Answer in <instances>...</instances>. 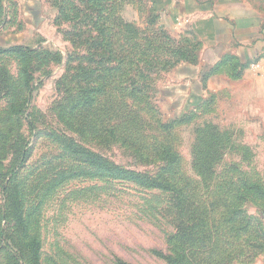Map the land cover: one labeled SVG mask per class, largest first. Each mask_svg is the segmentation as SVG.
I'll return each instance as SVG.
<instances>
[{
    "label": "rangeland",
    "instance_id": "obj_1",
    "mask_svg": "<svg viewBox=\"0 0 264 264\" xmlns=\"http://www.w3.org/2000/svg\"><path fill=\"white\" fill-rule=\"evenodd\" d=\"M97 2L98 9L94 8V0L91 9L90 0H79L83 14L81 9L68 8L59 23L58 10L51 0H11L6 5L7 22L0 29L1 49L24 46L38 52L49 51L55 54L53 58L62 60L58 63L52 58L45 66L36 57L29 61L35 72V87L28 93L23 119L16 120L12 129L4 125L10 103L20 104L25 96L21 93V99L16 101H0L3 135L0 171L5 174L12 170L21 160L17 150L21 144H28L29 154L16 178L26 190L29 235L38 237L42 243L43 264H168L155 254L172 255L174 248L167 243V237L176 233L168 212V195L129 182L102 178L94 171V178L72 179L48 192L39 183L40 176L52 175V167L58 164H76L68 158L58 138L74 140L110 163L150 176H158L163 165L150 154H138L136 149L146 154L147 149L159 142L173 143L181 157V175L202 182L199 197L208 200L210 189L195 169L200 162L195 161L196 156L204 155L197 154L200 145L196 139L199 128L214 125L224 145L222 159L212 163L217 167L216 175L212 176L214 182L245 178L264 183V74L252 72L249 66L241 78L230 81L224 76L215 77L210 80L209 88L216 93L209 91L208 102L195 106L197 102L190 96L202 95L201 78L208 68L186 70L178 75L174 73L178 66L151 75L149 92L142 89L141 94L130 97L132 90L127 78L130 74L124 75V80L114 81L112 72L90 64L93 41L96 38L98 42L107 41L114 36L115 53L121 55L125 50L128 53L137 50L138 46L145 48L148 42L157 44L161 37L157 32L163 31L177 40L187 38V33L183 26L171 20L162 0ZM106 47L94 52V55L99 53L104 63L109 56ZM107 64L104 66L117 68L116 61ZM0 65H6L18 76L15 57L0 55ZM96 69L97 73H91ZM207 83L203 85L206 87ZM105 84H108L107 89L104 87L106 96L100 98L99 106L90 116L86 111H77L78 117L93 122L86 128L87 134L80 126L62 121L64 110L71 112L76 102L87 99L95 87ZM118 86L122 89L116 90ZM156 120L169 125L175 121V124L173 129L162 131L156 127ZM109 128H114L121 140L107 138L104 130ZM123 141L131 146H125ZM231 166L237 170H231ZM77 167L80 168V163ZM207 186L214 188L213 184ZM247 211L263 220L260 209L254 205H248ZM1 226L14 235L10 222H3ZM207 232L211 229L207 228ZM0 259L1 264H11L3 253ZM233 264H264V249L251 261L243 258Z\"/></svg>",
    "mask_w": 264,
    "mask_h": 264
},
{
    "label": "trees",
    "instance_id": "obj_2",
    "mask_svg": "<svg viewBox=\"0 0 264 264\" xmlns=\"http://www.w3.org/2000/svg\"><path fill=\"white\" fill-rule=\"evenodd\" d=\"M9 1L11 0H0V29L7 22L4 13L8 9L6 5L9 4ZM51 1L52 6L58 10L56 19L58 23L61 22V19L64 20L68 8L70 10L81 9V14H83V9L78 4L79 0ZM94 2V8L98 9L99 2L97 0ZM90 4L92 9L93 0H90ZM10 6L17 8L15 4ZM89 17L92 19L91 16ZM157 33L161 36L160 42L158 41L157 44L148 42L145 48L138 46L135 50L132 47V50L135 51L128 53L125 50V53L121 55L115 53L114 36L110 40L109 38L107 41L101 39L99 42L96 38L90 47L92 52L90 64L96 65L97 68L104 67L103 70L107 73L112 72V77H115L114 81L124 80L123 76L130 74L127 78L132 90L130 97H133L136 94H141L142 89L149 92L150 85L148 82L151 75L173 70L182 64L198 63L200 44L194 36L187 34V38L177 40V38L169 36L163 31ZM106 46L109 48L107 49ZM99 47L100 49L106 47L105 51L109 56L105 63L98 52L94 55ZM0 55L15 57L19 65L18 76H14L6 65H0V101L5 99L16 101V98L21 99V93L25 96V100L20 104L10 103L8 118L4 125L12 129V124H15L16 120H20L25 113L28 93L35 87L33 78L35 72L29 61L32 57H36L39 58L40 65L45 66L53 59L60 63L62 58H53L55 54L49 51L38 52L18 45L8 49L0 48ZM114 61H116L117 68L104 66ZM249 66V62L239 63L235 57L227 56L208 72L205 80L223 72H226L233 79L241 78L242 72ZM95 72L97 73V69L94 72L91 70V73ZM132 73L133 76H131ZM104 87L107 89L108 84L95 87L87 99L73 105L74 107L70 109L71 112L64 110L62 121L65 124L67 121L71 122L75 127L80 126L87 134L86 128L93 122L85 121L84 117H78L77 111H86L90 116L94 112V108L99 106L100 98L106 96ZM119 89L122 88L116 87V90ZM18 90L20 92L16 93ZM210 97H214V95ZM206 102H208L206 98L201 99L197 101L195 106L203 105ZM75 116L78 118L74 121ZM26 121L28 122V120ZM183 121L181 120V122ZM28 123L33 127L32 123ZM156 123V127L165 131L173 129L175 121L170 125L161 123V120H156ZM104 131L111 141L120 139L114 128ZM197 132L196 141L200 145L198 146L200 152L197 154L204 155L199 158L196 156L195 161L197 162L199 159L200 162L196 164L195 169L202 180L206 181V187L210 189L208 200L199 197L202 182L193 181L181 175V157L175 150L173 143L159 142L156 147L147 149L146 154L136 149L138 154H150L152 158L159 160L163 165L162 172L158 176H150L110 163L74 140L58 138L59 142L63 144L68 158L74 160L76 164L65 163L52 167L53 174L47 173L42 177L40 176L42 181L39 183L43 184L48 192H52L69 180L83 177L94 178L92 172L94 171L96 175L102 178L121 180L147 189L162 191L168 195V212L177 234L167 237V243L174 247L172 255L155 252L156 255L168 264H233L242 261L243 258L251 261L253 257L258 256L260 250L264 249V183L237 178L222 179L223 182L216 184L213 177L216 175L217 167L212 163L222 159L223 140L214 125H205L199 128ZM0 137H3L2 133H0ZM123 144L126 146L130 143L126 144L123 141ZM27 147L28 144H21V149L18 148L17 153H21V160L13 166L12 170H8L9 172L5 174L0 171V178L5 176L0 187V255L5 254L6 259H9L11 264L13 261L16 264H19L20 261L24 264H43L41 258L42 243L38 237L29 235L25 207L26 190L25 187H21L17 183L16 178L17 172L24 167L25 158L29 154ZM202 147L206 148L201 149ZM79 163L80 168L77 167ZM230 169L237 170L236 166H231ZM8 177L11 178L6 180ZM208 184H213L214 188L211 189L207 186ZM248 205H254L260 209L263 216L261 217L262 221L248 213ZM3 222L12 224L14 235L7 233L2 228ZM207 228L211 229V234L209 232L205 234Z\"/></svg>",
    "mask_w": 264,
    "mask_h": 264
},
{
    "label": "crops",
    "instance_id": "obj_3",
    "mask_svg": "<svg viewBox=\"0 0 264 264\" xmlns=\"http://www.w3.org/2000/svg\"><path fill=\"white\" fill-rule=\"evenodd\" d=\"M162 3L171 20L183 26L185 32L200 44L198 63L183 64L174 71L175 74L198 71L201 67L208 68L209 72L227 56L235 57L239 63L250 64L264 58V0H162ZM204 75L201 78L202 95L190 96L195 102L205 99L206 94L213 91L209 88L213 78L224 76L234 80L226 72L211 76L209 81ZM203 82L207 83V88Z\"/></svg>",
    "mask_w": 264,
    "mask_h": 264
},
{
    "label": "built area",
    "instance_id": "obj_4",
    "mask_svg": "<svg viewBox=\"0 0 264 264\" xmlns=\"http://www.w3.org/2000/svg\"><path fill=\"white\" fill-rule=\"evenodd\" d=\"M250 66L252 72L261 75L264 74V58L254 61Z\"/></svg>",
    "mask_w": 264,
    "mask_h": 264
}]
</instances>
